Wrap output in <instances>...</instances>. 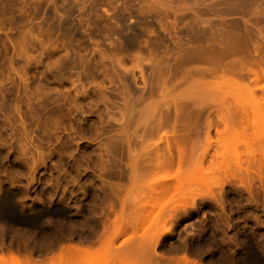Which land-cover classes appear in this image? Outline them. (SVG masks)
Segmentation results:
<instances>
[{"label":"rangeland","instance_id":"374dc122","mask_svg":"<svg viewBox=\"0 0 264 264\" xmlns=\"http://www.w3.org/2000/svg\"><path fill=\"white\" fill-rule=\"evenodd\" d=\"M257 63L264 0H0V258L264 264Z\"/></svg>","mask_w":264,"mask_h":264},{"label":"bare ground","instance_id":"6f19581e","mask_svg":"<svg viewBox=\"0 0 264 264\" xmlns=\"http://www.w3.org/2000/svg\"><path fill=\"white\" fill-rule=\"evenodd\" d=\"M257 65L259 66V70L260 73L256 72L255 69H247V71L249 73L252 74V79L254 81H258L260 79V75H262V77H264V64L260 65L257 63ZM244 71H245V67H244ZM88 251L82 247L76 246V245H69L68 247H66L64 250L61 251V253L59 254V260L60 262H64L67 259H70L71 257L75 256V255H81V254H85ZM9 259V264H33L32 261L30 259H22L18 254L14 253V252H10L8 255H2L0 260H2V262H6V260ZM188 260V259H186ZM70 264V263H68Z\"/></svg>","mask_w":264,"mask_h":264}]
</instances>
